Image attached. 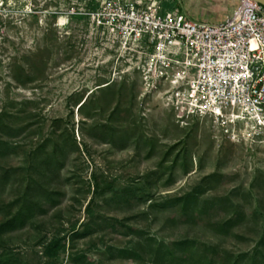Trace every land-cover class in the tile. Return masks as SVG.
I'll return each mask as SVG.
<instances>
[{
	"label": "rangeland",
	"instance_id": "rangeland-1",
	"mask_svg": "<svg viewBox=\"0 0 264 264\" xmlns=\"http://www.w3.org/2000/svg\"><path fill=\"white\" fill-rule=\"evenodd\" d=\"M92 1L0 0V260L264 264V142L146 87Z\"/></svg>",
	"mask_w": 264,
	"mask_h": 264
},
{
	"label": "built area",
	"instance_id": "built-area-1",
	"mask_svg": "<svg viewBox=\"0 0 264 264\" xmlns=\"http://www.w3.org/2000/svg\"><path fill=\"white\" fill-rule=\"evenodd\" d=\"M84 14L130 51L146 87L169 82L188 114L210 116L234 142H264V5L239 0L205 22L160 0H95Z\"/></svg>",
	"mask_w": 264,
	"mask_h": 264
},
{
	"label": "crops",
	"instance_id": "crops-1",
	"mask_svg": "<svg viewBox=\"0 0 264 264\" xmlns=\"http://www.w3.org/2000/svg\"><path fill=\"white\" fill-rule=\"evenodd\" d=\"M145 2L149 0H143ZM163 11L175 8L185 12L195 20L221 22L229 18L239 0H160Z\"/></svg>",
	"mask_w": 264,
	"mask_h": 264
},
{
	"label": "trees",
	"instance_id": "trees-1",
	"mask_svg": "<svg viewBox=\"0 0 264 264\" xmlns=\"http://www.w3.org/2000/svg\"><path fill=\"white\" fill-rule=\"evenodd\" d=\"M90 4L92 5V8H95L97 6V4L94 1H92ZM84 104L85 102L80 104L79 109H81ZM39 204L41 203L40 202L35 203L36 206H39ZM32 207L33 206H31V208ZM23 211L26 212L27 208H24ZM23 211L21 213H23ZM87 212L89 215H92L90 208L87 209ZM17 222H21L20 216L15 217L3 223L2 225H0V231L13 228L14 226L17 225ZM72 230L76 231V228H73ZM65 245H66V236L65 235L62 236L60 233L56 234L50 239L49 244L46 247V250H45L46 257L49 258L51 261L55 260L57 256L59 255V253L65 248ZM0 264H13V263H11V260H9V258H6L4 260H0Z\"/></svg>",
	"mask_w": 264,
	"mask_h": 264
},
{
	"label": "bare ground",
	"instance_id": "bare-ground-1",
	"mask_svg": "<svg viewBox=\"0 0 264 264\" xmlns=\"http://www.w3.org/2000/svg\"><path fill=\"white\" fill-rule=\"evenodd\" d=\"M64 21H65V18H64V17H61V18H60V22H61V24H63Z\"/></svg>",
	"mask_w": 264,
	"mask_h": 264
},
{
	"label": "water",
	"instance_id": "water-1",
	"mask_svg": "<svg viewBox=\"0 0 264 264\" xmlns=\"http://www.w3.org/2000/svg\"><path fill=\"white\" fill-rule=\"evenodd\" d=\"M264 5V0H256Z\"/></svg>",
	"mask_w": 264,
	"mask_h": 264
}]
</instances>
